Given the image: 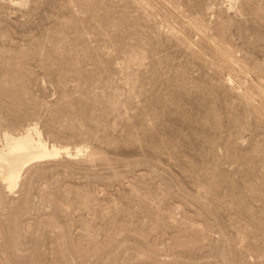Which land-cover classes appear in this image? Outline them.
I'll return each mask as SVG.
<instances>
[{"label":"rangeland","instance_id":"rangeland-1","mask_svg":"<svg viewBox=\"0 0 264 264\" xmlns=\"http://www.w3.org/2000/svg\"><path fill=\"white\" fill-rule=\"evenodd\" d=\"M32 126L0 264H264V0H0V147Z\"/></svg>","mask_w":264,"mask_h":264},{"label":"bare ground","instance_id":"bare-ground-1","mask_svg":"<svg viewBox=\"0 0 264 264\" xmlns=\"http://www.w3.org/2000/svg\"><path fill=\"white\" fill-rule=\"evenodd\" d=\"M63 149L45 142L37 126L30 127L21 135L5 133L4 145L0 147V180L12 192L17 188L26 168L59 157ZM65 152L72 155L68 149Z\"/></svg>","mask_w":264,"mask_h":264}]
</instances>
